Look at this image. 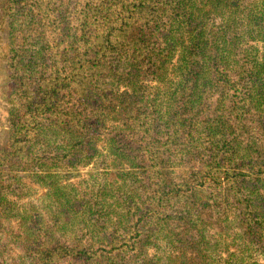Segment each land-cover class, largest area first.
Returning a JSON list of instances; mask_svg holds the SVG:
<instances>
[{"label": "trees", "instance_id": "obj_1", "mask_svg": "<svg viewBox=\"0 0 264 264\" xmlns=\"http://www.w3.org/2000/svg\"><path fill=\"white\" fill-rule=\"evenodd\" d=\"M0 67V264H264V0H0Z\"/></svg>", "mask_w": 264, "mask_h": 264}, {"label": "rangeland", "instance_id": "obj_2", "mask_svg": "<svg viewBox=\"0 0 264 264\" xmlns=\"http://www.w3.org/2000/svg\"><path fill=\"white\" fill-rule=\"evenodd\" d=\"M7 130V123H6V110H5V87H4V73L2 68L0 67V143L5 139V132ZM114 176L113 173H110L109 179H112ZM84 179H88L87 169L81 170L80 174L76 177H73L69 180L70 183L77 185L78 182H82ZM27 185H30L32 188L36 189V193L32 196L31 199L38 200V198L42 197L45 193V190L38 187L36 184L28 183L25 181ZM83 185V183H82ZM80 187L79 185H77ZM24 199L23 201H25ZM207 220L209 222H216L221 217V212L217 210H213L212 207H207L204 212ZM44 213H42L43 215Z\"/></svg>", "mask_w": 264, "mask_h": 264}]
</instances>
